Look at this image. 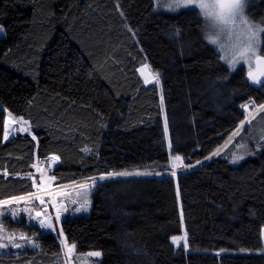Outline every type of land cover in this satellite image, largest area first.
Instances as JSON below:
<instances>
[{
  "label": "trees",
  "instance_id": "16d2710c",
  "mask_svg": "<svg viewBox=\"0 0 264 264\" xmlns=\"http://www.w3.org/2000/svg\"><path fill=\"white\" fill-rule=\"evenodd\" d=\"M247 12L264 24V0ZM198 13H159L154 0H0V201L35 191L37 157H59L57 184L158 171L93 187L89 214L61 222L78 253L100 251L99 264H264V110L236 136L253 156L207 160L246 119L242 106L264 105V80L229 71ZM144 64L161 84L143 81ZM7 111L33 134L5 139ZM173 155L196 166L166 173ZM15 227L39 247L0 264L60 262L58 234ZM183 231L186 248L171 240Z\"/></svg>",
  "mask_w": 264,
  "mask_h": 264
},
{
  "label": "rangeland",
  "instance_id": "374dc122",
  "mask_svg": "<svg viewBox=\"0 0 264 264\" xmlns=\"http://www.w3.org/2000/svg\"><path fill=\"white\" fill-rule=\"evenodd\" d=\"M169 3H171V0H168ZM247 3L248 0H245V15L247 16L248 20L253 23V24H260L262 27H264L263 23H259L254 21L248 14L247 12ZM154 8L156 12L159 13H178L182 10L185 9H197L198 12L200 11L198 8L195 7V5H189L188 7H180L177 10L173 11L170 10L166 4L162 3V0H154ZM202 16L203 19V23H204V29H205V37H207L210 29L208 27V24L206 23V18ZM235 31L227 33V34H221L217 37H215L217 39V43L216 44H212L210 43L219 53L220 55V59L221 61L227 65V67L229 68L228 64L226 63V59L228 57L229 53V49L238 41L240 40V38L242 36L245 35V28L243 25H240L239 23H237L235 26ZM3 32H0V35H2ZM260 41H261V45H262V34L259 37ZM209 41V40H208ZM222 45V47H221ZM219 48V51H218ZM147 65L149 67L148 64H144ZM142 65V66H144ZM139 67V72H140V76L143 79V81L145 82L146 79H153V77H156L158 74V80L159 83L161 84V79H160V75L157 72H154L150 67V75L148 77H145L140 69L141 67ZM241 66H244L246 68V65L244 64H239L237 65L235 71L240 68ZM255 72V70H254ZM253 72V73H254ZM250 79V78H249ZM155 81V80H153ZM263 82V80H261ZM261 82V84H262ZM261 84H255V85H261ZM160 93H161V102L162 104H164V99H163V92L162 89H160ZM245 111H246V119L243 121V126H240L233 132V133H237L236 135H232L231 140L227 139V141L225 143H223V145L220 147V154L216 155V156H212V158L220 156V157H227V161L232 164V165H238L241 162H243L245 159L253 156V155H246L244 157V159L239 160L237 163H232V154L235 153L236 155H240L243 153V149H239L237 147V145L239 144H247L248 149H251L254 151L253 147L250 145V143L248 141H236V136L246 127V125L252 121L255 117H257L259 115V113H261L264 108H261V105H257L253 102H249L245 104ZM8 112V117H7V121H6V133H7V137H10L11 135H13L14 133H16L17 130H20L22 133H30L33 134L30 130V124L28 121L24 120L22 117H18L14 114H12L11 112ZM237 130H239L237 132ZM166 137H167V141L170 142L169 140V131H168V124H167V130H166ZM236 141V142H235ZM233 145L232 150H229V147ZM255 153V152H254ZM174 156H178V155H173L171 157V167L172 170L169 173H173L175 172V175H178L180 172L189 170L190 168L196 166H189L186 165L183 158L181 156V161L180 163H175V159L173 158ZM211 158V159H212ZM209 160V159H207ZM206 161V160H205ZM57 159L54 158H43V157H37L35 163L33 165H35V167L32 166V171L30 172L31 176L34 177L35 183H36V189L35 191L31 192L34 195H29L28 194H24V195H20V196H16V197H23L22 200L19 201H13V203L11 204H7V205H0V226H2L3 228V234L5 235H11L12 233H15L16 236L14 238L13 241L9 242L7 239H0V243L3 244H7L8 247L0 250L3 253H17V251L20 248H15L12 247L13 243H19L24 245V247L22 248H26V247H33V245H35L34 248H38V243L35 240L34 241V236L27 233L25 230H23L22 228H18L15 227V225L19 222H30V223H37V219H35V213L37 211H39L41 213V218L45 219L46 222H48V220H51V222L53 224L56 225L57 230L55 231H51V230H47V229H42L43 231L47 232V233H56L59 235V240H60V244L63 250V254L62 257L59 259L60 262L58 261V264H84L83 261H78L77 257L78 256H85L87 253H78L76 250V246L74 249H72L70 252L68 249H66L64 247V242L65 240L67 241L68 245H71L69 243V241L67 240L64 232L61 235L59 229L62 228L61 226V222L63 221L64 218L69 217V216H76V215H88L90 212V208H91V199H90V194L91 191L93 189L94 186H96V184L101 181L99 178L100 177H96V178H92V179H87L84 181H78V182H74V183H69V184H57V182L55 180L52 179V177H54L52 175V171L53 169L56 167L57 165ZM200 164V163H199ZM198 165V164H197ZM139 172H146V173H150V174H157L160 175L162 174V172H158V171H139ZM165 173V172H164ZM109 179V178H106ZM105 180V179H104ZM12 198L9 199H5V200H11ZM39 199H43L45 201V203L43 205H41L39 203ZM75 200L77 201L76 204H73L72 201ZM85 200L88 201V205H87V211H80V212H75L73 213V209L75 207H78L81 203H83ZM3 201V200H1ZM24 209H28L31 213L32 216L29 217L28 213H26L24 211ZM65 209H67V211H65ZM59 210V216L60 219L59 221L55 220V217L58 213ZM10 212H14L15 213V218L13 219V217L11 215H9ZM18 221V222H17ZM38 225V223H37ZM24 233L26 234L27 239H20V234ZM186 233V231H183V233L181 235L178 236H184V234ZM263 233V230H262ZM187 239V237H186ZM262 241L264 243V237L262 234ZM183 241H181L180 243H182ZM91 252H100V251H91ZM89 253V252H88ZM101 253V252H100ZM100 257V256H99ZM99 257H89L87 264H94L97 259Z\"/></svg>",
  "mask_w": 264,
  "mask_h": 264
},
{
  "label": "snow or ice",
  "instance_id": "6c2138e0",
  "mask_svg": "<svg viewBox=\"0 0 264 264\" xmlns=\"http://www.w3.org/2000/svg\"><path fill=\"white\" fill-rule=\"evenodd\" d=\"M163 4H166L167 7L170 10H177L180 7H188L189 5H195L196 8H198L200 11L198 14L203 15L206 18V23L208 24V27L210 29L207 39L209 40V43L216 44L217 39L215 37L221 35V34H227L230 32L235 31L234 26L239 23L240 25H243L245 28V35L240 38L230 49H229V55L226 59V63L229 66V71H235L237 65L244 64L246 65L247 69V76L250 78L251 82L253 84H261V79L257 78V75H254V70L258 71L260 75H264V47L261 45V41L259 39L261 34H264V27H262L260 24H253L251 23L247 16L245 15V0H171V3L168 2V0H162ZM0 32H3V26H0ZM222 47V45H221ZM219 51V48H218ZM147 65H144L142 69L140 70L143 74V68H147ZM155 80L156 83H159L158 80V74L156 77H153V79H146L145 82L151 83ZM246 107V106H242ZM261 108H264V105L260 106ZM2 110V109H0ZM241 126H243V122L241 123ZM165 130H167V121H165ZM239 130H237L238 132ZM237 133H233V135H236ZM4 138L7 139V133H4ZM229 140H231V137H229ZM169 148H171V142H169ZM239 149H243V153L240 155H236L235 153L232 154V163H237L239 160L244 159L246 155H253L254 151L251 149H248L247 144H239L237 145ZM84 151H90L89 149H84ZM220 148H217L211 156L207 157V159H211L212 156H216L220 154ZM175 160L179 161L181 160V157L174 156ZM56 159H59V157H56ZM197 163H200V161H197ZM35 167V165H33ZM150 173L146 172H139L136 170L133 171H116V172H108L106 175H101L100 180H104L106 178H114V177H130V176H140V175H148ZM172 175H175V172L172 173ZM53 180H55V177H52ZM94 179V178H93ZM178 191V189H177ZM29 195H34L33 193H29ZM23 197H13L11 200H3L0 201V205H7L13 203V201H19L22 200ZM39 203L43 205L45 201L43 199H39ZM73 204H76L77 201L73 200ZM87 205L88 201L85 200L83 203H81L78 207H75L73 209V213L80 212V211H87ZM26 213H28L29 217L32 216V213L28 209H24ZM67 211V209H65ZM9 215L15 218V213L10 212ZM182 215V214H181ZM35 219H37L38 227L40 229H47L51 231L57 230L56 225L51 222V220H48V222L45 221V219L41 218V213L37 211L35 213ZM59 210L55 217V220L59 221ZM61 235L63 234V229H59ZM16 234L12 233L11 235H5L3 234V228L0 226V239H7L9 242L13 241ZM187 233L184 234V236H172L171 240L172 243L180 247V242L183 241V246L187 247ZM20 239H27L26 234L21 233ZM8 247L7 244L0 243V250ZM12 247L15 248H22L24 245L19 243H13ZM35 247V245H33ZM64 247L69 250V252L75 248V243H72L71 245L67 244V241L64 242ZM4 254L2 251H0V255ZM101 256L100 252H89L85 256H78V261H83L84 264H87L89 257H99ZM95 264H99V262H95Z\"/></svg>",
  "mask_w": 264,
  "mask_h": 264
},
{
  "label": "bare ground",
  "instance_id": "6f19581e",
  "mask_svg": "<svg viewBox=\"0 0 264 264\" xmlns=\"http://www.w3.org/2000/svg\"><path fill=\"white\" fill-rule=\"evenodd\" d=\"M143 67V66H142ZM142 67H141V69H142ZM140 69V70H141ZM142 73V72H141ZM150 69H149V67H147V68H143V75L145 76V77H148L150 74ZM175 161V163L177 164V163H180V161L181 160H179V161H177V160H174ZM263 237H264V229H263Z\"/></svg>",
  "mask_w": 264,
  "mask_h": 264
},
{
  "label": "water",
  "instance_id": "95a60500",
  "mask_svg": "<svg viewBox=\"0 0 264 264\" xmlns=\"http://www.w3.org/2000/svg\"><path fill=\"white\" fill-rule=\"evenodd\" d=\"M254 75H257V78L259 79H263L264 80V75H260L258 71L255 70V72L253 73ZM225 160L227 159V157L224 158ZM169 173V172H166Z\"/></svg>",
  "mask_w": 264,
  "mask_h": 264
},
{
  "label": "crops",
  "instance_id": "0c3cea01",
  "mask_svg": "<svg viewBox=\"0 0 264 264\" xmlns=\"http://www.w3.org/2000/svg\"><path fill=\"white\" fill-rule=\"evenodd\" d=\"M264 229V228H263Z\"/></svg>",
  "mask_w": 264,
  "mask_h": 264
}]
</instances>
